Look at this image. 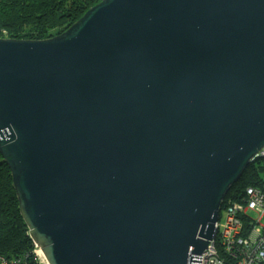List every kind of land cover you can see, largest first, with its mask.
I'll use <instances>...</instances> for the list:
<instances>
[{
    "label": "water",
    "instance_id": "95a60500",
    "mask_svg": "<svg viewBox=\"0 0 264 264\" xmlns=\"http://www.w3.org/2000/svg\"><path fill=\"white\" fill-rule=\"evenodd\" d=\"M264 150V0H102L0 39V155L49 264H201Z\"/></svg>",
    "mask_w": 264,
    "mask_h": 264
},
{
    "label": "trees",
    "instance_id": "16d2710c",
    "mask_svg": "<svg viewBox=\"0 0 264 264\" xmlns=\"http://www.w3.org/2000/svg\"><path fill=\"white\" fill-rule=\"evenodd\" d=\"M101 1L0 0V39L43 41L54 38ZM250 187L264 189V156L260 154L230 188L221 211L232 204L244 205ZM34 251V242L20 214L11 171L0 155V256L33 262Z\"/></svg>",
    "mask_w": 264,
    "mask_h": 264
},
{
    "label": "built area",
    "instance_id": "2783aa9c",
    "mask_svg": "<svg viewBox=\"0 0 264 264\" xmlns=\"http://www.w3.org/2000/svg\"><path fill=\"white\" fill-rule=\"evenodd\" d=\"M260 155L264 156V150ZM223 211L224 222H220V215L214 241L199 256L201 264H264V189L250 187L244 205L232 204ZM34 245L35 261L1 255L0 264H49Z\"/></svg>",
    "mask_w": 264,
    "mask_h": 264
},
{
    "label": "rangeland",
    "instance_id": "374dc122",
    "mask_svg": "<svg viewBox=\"0 0 264 264\" xmlns=\"http://www.w3.org/2000/svg\"><path fill=\"white\" fill-rule=\"evenodd\" d=\"M225 219V213L224 211L221 213V218H220V222L223 223ZM262 223H264V218L262 219ZM44 256V255H43Z\"/></svg>",
    "mask_w": 264,
    "mask_h": 264
},
{
    "label": "bare ground",
    "instance_id": "6f19581e",
    "mask_svg": "<svg viewBox=\"0 0 264 264\" xmlns=\"http://www.w3.org/2000/svg\"><path fill=\"white\" fill-rule=\"evenodd\" d=\"M34 243H35V242H34ZM39 253H40L42 256L44 255L43 252L41 251V249H40V252H39Z\"/></svg>",
    "mask_w": 264,
    "mask_h": 264
},
{
    "label": "clouds",
    "instance_id": "9594fccd",
    "mask_svg": "<svg viewBox=\"0 0 264 264\" xmlns=\"http://www.w3.org/2000/svg\"><path fill=\"white\" fill-rule=\"evenodd\" d=\"M221 212H222V211H221ZM221 212H220V213H221ZM220 215H221V214H220ZM219 217H220V216H219ZM44 257H45V256H44Z\"/></svg>",
    "mask_w": 264,
    "mask_h": 264
}]
</instances>
